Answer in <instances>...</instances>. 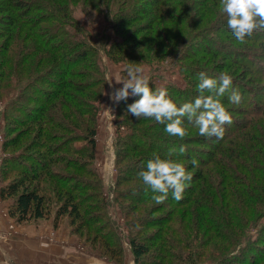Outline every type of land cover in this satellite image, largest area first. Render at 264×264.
I'll list each match as a JSON object with an SVG mask.
<instances>
[{
	"label": "trees",
	"instance_id": "1",
	"mask_svg": "<svg viewBox=\"0 0 264 264\" xmlns=\"http://www.w3.org/2000/svg\"><path fill=\"white\" fill-rule=\"evenodd\" d=\"M78 6L111 33H87L73 16ZM0 25V95L9 86L16 91L3 103V132L22 121L29 135L14 154L4 150L17 145L14 137L1 143L7 154L0 159V200L8 216H51L53 224L66 217L72 232L84 229L89 244L118 260L117 223L107 216L93 166L96 104L106 85L99 52L122 62V78L129 66L176 64L184 86L162 88L177 106L199 95V73L227 72L233 84L220 101L233 123L222 140L199 135L187 118L188 135L169 136L165 125L127 113L139 96L115 103L118 176L110 201L127 227L133 264H264V29L239 42L221 0H0ZM234 90L239 104L229 102ZM156 155L193 172L182 200L169 192L156 204L158 193L138 177Z\"/></svg>",
	"mask_w": 264,
	"mask_h": 264
},
{
	"label": "rangeland",
	"instance_id": "2",
	"mask_svg": "<svg viewBox=\"0 0 264 264\" xmlns=\"http://www.w3.org/2000/svg\"><path fill=\"white\" fill-rule=\"evenodd\" d=\"M73 16L87 33L91 34L95 30L104 35L111 33L101 17L92 14V12L87 13L79 6L73 10ZM98 55L106 85L101 100L96 104L93 166L101 180L104 198L108 202L107 216L111 221L117 223L116 231L122 248L121 256L115 260L96 246L89 244L83 238L84 229H81L79 234L72 232L66 217H60L55 224L51 222V216L27 222H16L13 217L6 213L7 201L0 200V264H133L127 245V227L123 225L119 207L110 201L117 172L112 144L115 134L113 112L116 104L109 97L115 89L123 86L117 84L116 80L127 78H122L119 73L123 65L122 62H112L100 52ZM144 75L148 77L149 84L153 85L156 90L161 89L164 84H173L178 88L185 84L176 64L172 63L160 62L156 66L152 65L150 68L144 69ZM110 80L111 84H109ZM260 83L262 82L257 84ZM257 84L250 87L257 88L258 86H254ZM14 88V86H9V91H6L5 95H0V159L7 153H16L24 139L29 137L27 131L23 132L25 123L22 121L9 124L5 130L6 134L5 131L3 132V111L5 110L3 103L6 104L9 98L14 100L16 93ZM20 95L22 93L18 96L20 97ZM250 101H253V98H250ZM118 131L122 134L126 129L119 127ZM11 137H14L18 143L16 146H8L4 149L6 153L2 150L1 143L4 139L8 141ZM178 162L184 164L183 161ZM128 183H132V180L124 185L127 186ZM30 239L36 241L32 242ZM37 243L40 245H36ZM199 264H208V262L204 261Z\"/></svg>",
	"mask_w": 264,
	"mask_h": 264
},
{
	"label": "clouds",
	"instance_id": "3",
	"mask_svg": "<svg viewBox=\"0 0 264 264\" xmlns=\"http://www.w3.org/2000/svg\"><path fill=\"white\" fill-rule=\"evenodd\" d=\"M221 4L222 11L227 16V28L239 42H245L246 37L264 29V0H221ZM198 78L199 95L194 102L177 106L166 89L154 91L149 86V79L144 75L143 68L129 66L127 79L116 80L117 84L123 86L115 89L109 98L118 104L120 101H126L130 96H139L138 100L127 105V113L137 119L151 118L165 125L164 130L169 136L184 139L188 131L183 121L187 118L198 128L199 135L222 140L225 125H231L233 118L220 98L232 88L233 78L227 72L220 73L218 78H209L206 73L201 72ZM205 92L209 95H205ZM228 99L230 103L239 104L242 96L234 90ZM179 151L183 153L185 148L181 146ZM190 163L194 167H199L196 158H192ZM137 175L153 193H159L152 196L156 204L163 203L168 198L169 192L174 200H182L185 190L191 186L193 180V172L188 171L183 163L162 159L159 155L149 159L146 170H141Z\"/></svg>",
	"mask_w": 264,
	"mask_h": 264
},
{
	"label": "crops",
	"instance_id": "4",
	"mask_svg": "<svg viewBox=\"0 0 264 264\" xmlns=\"http://www.w3.org/2000/svg\"><path fill=\"white\" fill-rule=\"evenodd\" d=\"M30 241L35 242V239H30ZM36 245H40V243H37Z\"/></svg>",
	"mask_w": 264,
	"mask_h": 264
}]
</instances>
